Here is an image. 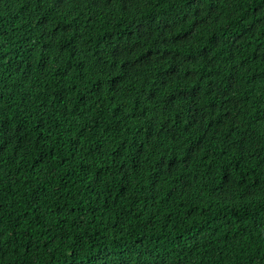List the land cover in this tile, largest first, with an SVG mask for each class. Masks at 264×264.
Here are the masks:
<instances>
[{
    "label": "trees",
    "instance_id": "obj_1",
    "mask_svg": "<svg viewBox=\"0 0 264 264\" xmlns=\"http://www.w3.org/2000/svg\"><path fill=\"white\" fill-rule=\"evenodd\" d=\"M0 264H264V0H0Z\"/></svg>",
    "mask_w": 264,
    "mask_h": 264
}]
</instances>
